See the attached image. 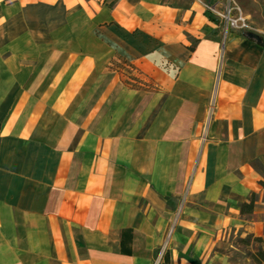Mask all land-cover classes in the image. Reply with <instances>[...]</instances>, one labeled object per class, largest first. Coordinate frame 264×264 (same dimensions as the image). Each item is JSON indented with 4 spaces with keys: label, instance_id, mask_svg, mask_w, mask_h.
Returning <instances> with one entry per match:
<instances>
[{
    "label": "crops",
    "instance_id": "obj_1",
    "mask_svg": "<svg viewBox=\"0 0 264 264\" xmlns=\"http://www.w3.org/2000/svg\"><path fill=\"white\" fill-rule=\"evenodd\" d=\"M225 1L0 0V264H264V40Z\"/></svg>",
    "mask_w": 264,
    "mask_h": 264
},
{
    "label": "built area",
    "instance_id": "obj_2",
    "mask_svg": "<svg viewBox=\"0 0 264 264\" xmlns=\"http://www.w3.org/2000/svg\"><path fill=\"white\" fill-rule=\"evenodd\" d=\"M214 15L221 21L222 33L224 36L232 30L253 32V27L249 23L248 17L243 13L240 6L234 0H226L219 7L208 6ZM159 256L154 264H159Z\"/></svg>",
    "mask_w": 264,
    "mask_h": 264
},
{
    "label": "rangeland",
    "instance_id": "obj_3",
    "mask_svg": "<svg viewBox=\"0 0 264 264\" xmlns=\"http://www.w3.org/2000/svg\"><path fill=\"white\" fill-rule=\"evenodd\" d=\"M236 2L241 6L243 13L248 14L249 23L254 29L252 33L259 34L258 40H264V0H236ZM242 248L246 250L245 246ZM245 254L250 255V251H245Z\"/></svg>",
    "mask_w": 264,
    "mask_h": 264
},
{
    "label": "trees",
    "instance_id": "obj_4",
    "mask_svg": "<svg viewBox=\"0 0 264 264\" xmlns=\"http://www.w3.org/2000/svg\"><path fill=\"white\" fill-rule=\"evenodd\" d=\"M261 184L264 185V182H262ZM253 199H254V195H253V197L251 199V202L249 203V205L251 206V208L253 207V205H252ZM250 239H251V237H247L243 241L246 242V243H248L250 241ZM258 255L262 259H264V251H262V250L258 251ZM165 263L168 264V255L165 256Z\"/></svg>",
    "mask_w": 264,
    "mask_h": 264
},
{
    "label": "water",
    "instance_id": "obj_5",
    "mask_svg": "<svg viewBox=\"0 0 264 264\" xmlns=\"http://www.w3.org/2000/svg\"><path fill=\"white\" fill-rule=\"evenodd\" d=\"M248 34H249L250 36H252V37L258 39V35H257V34H255V33H251V32H249Z\"/></svg>",
    "mask_w": 264,
    "mask_h": 264
}]
</instances>
